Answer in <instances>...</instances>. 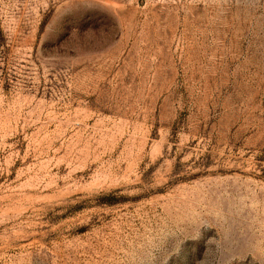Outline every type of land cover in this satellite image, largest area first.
Returning <instances> with one entry per match:
<instances>
[{
  "label": "rangeland",
  "instance_id": "rangeland-1",
  "mask_svg": "<svg viewBox=\"0 0 264 264\" xmlns=\"http://www.w3.org/2000/svg\"><path fill=\"white\" fill-rule=\"evenodd\" d=\"M0 264H264V0H0Z\"/></svg>",
  "mask_w": 264,
  "mask_h": 264
}]
</instances>
